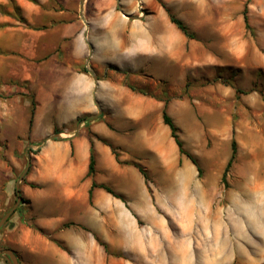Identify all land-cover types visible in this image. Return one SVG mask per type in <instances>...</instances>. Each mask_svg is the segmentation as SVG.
<instances>
[{"label": "rangeland", "instance_id": "374dc122", "mask_svg": "<svg viewBox=\"0 0 264 264\" xmlns=\"http://www.w3.org/2000/svg\"><path fill=\"white\" fill-rule=\"evenodd\" d=\"M90 2L105 6L103 0ZM113 2L116 16L109 19L122 28L123 45L141 41L132 42L135 20L123 13L141 18L143 25L155 18L160 28L149 31L156 45L140 58L145 67L136 74L115 70L123 79L112 78L113 86L129 91L132 111L145 112H131L127 122L122 115L98 113L64 124L57 115L43 113L35 133L29 128L36 105L28 79L31 62L41 61L48 49L53 53L45 58L56 56L65 17L80 18L81 0H0V160L8 166L0 168V218L16 201L15 187L4 199L9 156L21 160L20 169L12 166L14 186L27 156L32 165L52 135L60 140L92 134L93 179L123 198L97 187L94 191L105 197L97 200L92 193L89 210L68 213L58 208V198L42 204L35 191L37 205L47 212H30L25 226L41 238L21 243V231L9 225L13 213L0 230V249L14 250L21 264H264V0ZM246 3L250 29L243 19ZM165 8L188 26L193 39L170 22ZM87 17L97 16L87 10ZM121 53L128 60L134 56L121 48L112 59ZM165 106L185 150L198 160L201 177L163 123ZM23 125L28 128L21 134ZM232 139L237 154L223 182ZM103 140L116 148L121 163ZM133 163L147 170V181ZM55 220L54 226L39 224Z\"/></svg>", "mask_w": 264, "mask_h": 264}, {"label": "crops", "instance_id": "0c3cea01", "mask_svg": "<svg viewBox=\"0 0 264 264\" xmlns=\"http://www.w3.org/2000/svg\"><path fill=\"white\" fill-rule=\"evenodd\" d=\"M85 1L83 18L80 16V12V18L75 15L65 17L67 24L59 38L61 44L56 56L45 58L49 53H53L52 49H48L41 61L31 62L32 69L28 79L31 78L32 84L30 85L35 92L36 105L32 122V130L35 133L40 128L41 118L39 116L43 113L57 115L58 122L64 124L65 121H71L83 115L98 113L122 115L125 116V120L122 119V122H127L131 112L137 114L145 112L144 108L132 111L135 107L130 104L129 91L113 86L112 78L118 77L121 81L123 79L122 73L115 72V70L136 74L140 68L145 67V61L141 62L140 58L148 57L152 49L155 48L156 40L149 33V31L156 33L159 28L156 26L155 18H152L148 25H143L139 17L130 18L135 20L134 28L130 30L132 42L137 37L141 41L123 45L122 28L112 25L113 20L109 19L116 16L113 0H103L105 6H101L99 2L94 6L90 0ZM87 10L94 11L97 17H94L93 20H89L87 17L86 20ZM100 11L101 13L98 14ZM100 15L103 16L100 18ZM152 17H155V14ZM83 25L87 27L84 31ZM112 40H114V44L111 43ZM121 48L130 49L134 56L128 60L124 53H121L118 59H112L111 55L115 53V50ZM94 75L97 77L96 84ZM113 90L119 96L111 93ZM26 105L27 108L28 104ZM90 127L92 129L91 125ZM27 128L28 126L23 125L20 129L21 134ZM48 130L51 129L48 127ZM107 134L106 136L109 137ZM89 157L90 141L85 132L60 140H48L34 156L29 173L20 186L21 195L29 200V204L24 207V203H21L9 224L15 231H21V243L41 238V236L33 235L30 229L25 226L26 218L32 217L30 212H47L41 205H37V200L34 198V194H37L35 191L41 194L40 197H37L42 204L48 203L52 198L56 202L58 198L60 202L58 208H63L62 210L68 213L90 209L89 189L92 178L87 176ZM8 159L11 165L4 178L3 184L7 189L4 199L6 196L7 199L10 198V192L15 187V183L13 186L12 166L15 170L21 168V160L17 155H10ZM1 166L3 169H8L5 161L0 160V168ZM1 174L0 171V177H2ZM31 184L39 187H32ZM93 195L98 200L105 197L106 194L93 190ZM57 223L58 221L55 220L39 224L43 227H50ZM43 257L42 251L39 250L38 258L42 260ZM18 259L21 264L19 256ZM0 264H5L2 259H0Z\"/></svg>", "mask_w": 264, "mask_h": 264}, {"label": "trees", "instance_id": "16d2710c", "mask_svg": "<svg viewBox=\"0 0 264 264\" xmlns=\"http://www.w3.org/2000/svg\"><path fill=\"white\" fill-rule=\"evenodd\" d=\"M249 1L250 0H247V3ZM247 3L245 4L244 10H243V19H244L245 27L247 29H250V24H249L248 15H247ZM165 10H166V13L168 15V18H169L170 22L176 28H178L183 33V35H185L189 39H193L195 37L194 33L190 31V29L188 28V26L180 18H178L176 15H174L168 8H165ZM129 88L131 90H133V91H136L137 90L133 86H129ZM137 91H139V90H137ZM139 92H141V91H139ZM33 115H34V105L32 106L31 111H30L29 128H31V126H32ZM162 120H163V123L168 126V128L170 130V135L173 138L175 144L177 145L179 153L181 155L187 156L190 159V161L197 168L198 176L201 177L202 174H203V170H202V168H201L198 160L192 154H190L188 151L185 150L184 145H183V142L180 139L179 134H178L179 129L176 126V124L174 123V121L172 120V118L170 117V115L168 114L167 109H166V106L163 108V111H162ZM79 121H81V119H79ZM88 137H89V141H90V157H89V165H88L87 176L92 178L91 187L89 189V202L90 203L92 202V193H93V190L95 188H97V187L98 188H101V189H104L107 193L113 195L116 198H119V199L123 200L122 196L119 195V194H117V193H115L112 188H110L109 186L104 185V184H98L93 179V176L95 174V155H94V149H93V141H92V138H91L92 137V134L89 133L88 134ZM103 142L110 147L111 152L114 155L116 161L118 163H121V161L119 160L118 154L116 152V148L112 144H110L108 141H106V140H103ZM236 154H237V143H236L235 139H232L231 140V155H230L229 160L227 161V164L225 166L224 172L222 174V181L223 182L226 181V176H227L228 170L230 169V167H231V165H232V163H233V161H234V159L236 157ZM133 165L138 169V171L143 175L144 179L147 181L148 180L147 170L143 166H141L140 164H138V163H133ZM24 181H25V177L23 178L22 182H24ZM31 186L32 187H35L36 185L31 184ZM25 201L26 200L24 199V197L21 196V203L22 202H25ZM19 207L15 210V212H17L19 210ZM66 225H73V223H68ZM34 227L38 231L42 232V229L41 228H39L37 226H34ZM5 248H8V247H4V248H1V249H5ZM0 257H4L5 260H6V262H8L9 264H11V262H10V260H9V258L7 256L0 255Z\"/></svg>", "mask_w": 264, "mask_h": 264}, {"label": "water", "instance_id": "95a60500", "mask_svg": "<svg viewBox=\"0 0 264 264\" xmlns=\"http://www.w3.org/2000/svg\"><path fill=\"white\" fill-rule=\"evenodd\" d=\"M85 0H81V4H80V16L83 18V5H84ZM139 8L141 9V5L139 4ZM124 16H127L129 18H135L131 15L125 14L123 13ZM94 80H95V84L97 83V77L94 75ZM57 135H52L49 137V139H56ZM31 165V159L29 156H27V164L26 167L24 168V170L22 171V173L20 174L19 178L16 180L15 183V191H16V201L13 204V206L8 210V212H6L1 218H0V229L2 228V226L5 224V222L10 218V216L15 212L16 208L18 207V205L21 203V194H20V190H19V185L21 180L23 179V177L25 176V174L28 172L29 168ZM0 255H5L9 258L11 264H20L19 263V259L18 256L16 254V252L12 249L9 248H5V249H0Z\"/></svg>", "mask_w": 264, "mask_h": 264}, {"label": "bare ground", "instance_id": "6f19581e", "mask_svg": "<svg viewBox=\"0 0 264 264\" xmlns=\"http://www.w3.org/2000/svg\"><path fill=\"white\" fill-rule=\"evenodd\" d=\"M251 193V192H250ZM139 202V201H138ZM205 216V215H204ZM207 217V216H206ZM153 221V220H152ZM154 223H156L155 221H154ZM154 227V226H153ZM157 228V227H156ZM155 229V228H154ZM156 230H158V228L156 229ZM149 231V230H148ZM153 231V230H152ZM159 231V230H158ZM155 231H153V233H154ZM165 233H167V232H165ZM164 233V234H165ZM154 236V235H153ZM158 255V254H157ZM181 255V254H180ZM180 257V256H179Z\"/></svg>", "mask_w": 264, "mask_h": 264}]
</instances>
